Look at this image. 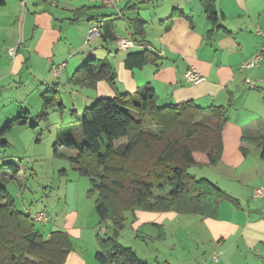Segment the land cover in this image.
<instances>
[{
    "label": "crops",
    "instance_id": "crops-1",
    "mask_svg": "<svg viewBox=\"0 0 264 264\" xmlns=\"http://www.w3.org/2000/svg\"><path fill=\"white\" fill-rule=\"evenodd\" d=\"M207 5L216 11L214 19L208 18ZM97 24L105 28L100 25L99 35L88 39L90 29ZM112 35V39L108 38ZM121 38L130 40L133 45L118 49L117 40ZM262 47L264 0H118L113 5H106L103 0H56L55 5L26 0L24 6L21 0H0V89L22 83L24 76L46 89L51 83L58 89L66 88L71 105L69 114L76 125L65 128L71 129L73 139L82 138L83 113L95 100L114 98L117 93L134 94L145 85L155 92L157 106L192 102L201 109L224 110L222 153L217 165L249 168L252 177L245 180L248 184L242 192L227 193L230 200L225 201L231 205L221 202L216 218L179 215L174 211L137 210L131 214L132 230L141 233V236L136 235L139 241L134 244L148 240L155 241L153 244L159 247L153 255L154 264H264V196L254 197L255 190L264 187V58L252 69H240V65ZM11 49H14L13 54ZM133 54L145 56L141 68L126 66L128 56ZM91 58L109 62L115 77L112 85L107 80H100L91 87L71 83L80 67ZM54 67L60 68L58 75L53 73ZM189 67L201 74L203 79L199 83L184 79ZM246 79L254 83L253 88L245 84ZM3 108L4 105L0 108V124L6 125L12 120L15 109L5 116ZM64 110L65 107L59 113L63 114ZM24 111L20 105L15 115ZM27 111L29 118L30 111ZM37 125L35 123L34 128ZM65 128L60 129L59 135ZM25 132H18L17 137L21 138ZM9 133L11 130L6 135ZM3 137L0 138L5 141L2 144L5 150L9 143L5 135ZM55 155L69 157L73 154L57 151ZM15 166L17 174L10 168L0 174V185L7 179L17 183L25 181L26 171ZM20 171L22 177L18 175ZM71 188L72 184L65 195L72 193ZM48 189L45 184L42 200L49 198ZM85 189L88 197L87 187ZM248 198L251 201L245 212L237 201ZM23 211L32 214L25 206ZM94 214L95 217L88 214L87 231L91 233L88 242L77 233L83 225L77 227L80 215L76 209L61 221L57 217L55 224H48L46 218L42 223L47 221L45 224L51 227V231L44 234L46 238L54 231L70 233L69 236L75 238L72 242L70 237L73 249L65 264H97L94 255L98 250L96 236L100 234L93 237V228L101 224ZM175 221L179 224L173 223ZM171 224L192 226L191 236L198 242L196 248L192 245L195 254L191 255L177 242L178 233L168 230ZM147 226L151 229L140 230ZM138 227L139 231L134 230ZM106 232L108 234L109 230ZM168 237H173L175 243L169 253L166 250L163 253L159 243L166 242ZM129 248L136 252L132 246ZM171 251H179L181 256L171 260L168 258ZM210 251L215 254L204 259L205 253Z\"/></svg>",
    "mask_w": 264,
    "mask_h": 264
},
{
    "label": "trees",
    "instance_id": "trees-1",
    "mask_svg": "<svg viewBox=\"0 0 264 264\" xmlns=\"http://www.w3.org/2000/svg\"><path fill=\"white\" fill-rule=\"evenodd\" d=\"M206 12L209 19L215 18L212 6L207 5ZM108 38L112 39L113 35ZM144 64L143 54L129 55L126 61L129 68H141ZM114 79V70L106 59L91 58L70 81L73 85L91 87L100 80L112 85ZM155 98V92L148 85L138 88L134 94L117 93L114 98H98L83 113V141L71 138V129L65 128L54 143V154L59 147L69 150L73 155L63 157L71 169L89 179L88 194H95L94 211L99 224L111 223L106 238L96 236L97 264H147L132 248L123 247L119 242L128 212L174 211L179 215L216 218L220 203L230 200L213 182L191 179L186 173L188 166H212L220 161L222 126L226 121L224 110L201 109L192 102L157 106ZM41 99L37 120H46L50 110L57 108L61 112L64 108L57 92L43 93ZM27 113L25 110L7 122L5 134L13 127L25 125ZM196 114L211 115L214 127L201 125L203 131L196 134L195 124L187 126L183 143L170 141L169 134ZM155 127L159 129L157 132L152 130ZM3 167L17 174L12 163ZM35 224L30 214L16 208L13 196L0 185V264H65L73 249L69 236L66 232L54 231L46 238L36 230Z\"/></svg>",
    "mask_w": 264,
    "mask_h": 264
},
{
    "label": "rangeland",
    "instance_id": "rangeland-1",
    "mask_svg": "<svg viewBox=\"0 0 264 264\" xmlns=\"http://www.w3.org/2000/svg\"><path fill=\"white\" fill-rule=\"evenodd\" d=\"M21 80L22 83L20 84L15 83L0 89V108L2 105H4V108L2 109L3 115L15 109L13 112L14 114H12L13 119L16 117L15 112H18V106L20 105L24 108V110L27 109L30 111V117L27 119V123L21 127L17 126L12 128L11 133L8 135H6V132L3 131L5 125L0 124V137H3L5 134V138L9 143V146L4 150L5 146L1 144L3 139L0 138V174L8 171L6 167H2V164L12 163L14 165H19L23 172L26 171V179L25 181H19L18 183L15 180L7 179L5 182H2L1 185L5 186L9 193L13 196L15 199V206L20 212H24L23 206L28 208L32 212V215L36 214L35 211L42 212L45 218L48 219V224L54 222L57 217L58 221L65 219L68 212H70L72 209H76L80 215V220L77 221V227L80 228L83 225L82 229H78L77 233H81L83 241L88 242L91 240V233L87 231V227L90 226V220L88 216L89 212L91 213V217H95L94 210L91 211V209H93L95 194L88 195L87 197V193L85 191V187H87V191L90 190V181L84 176H77V174H75L76 172L71 169L68 161L63 157V155L56 156L54 154V143L56 138H58L57 136L60 133V129L65 128L67 125H76V122L71 120L69 114L71 105L69 104V99L67 98L68 92H66V88L58 89L53 83H51L47 89L45 86L41 87V85L36 83L29 76H24ZM54 92H58L59 99L62 101L65 107L64 113L60 114L59 110L55 108L54 110L49 111L46 120H38L39 122H37V115L42 108V99L40 95L42 93H48V95H52ZM2 101H4V103ZM20 101L22 102L21 104L17 103ZM35 123H38V125L33 129L32 125ZM194 124L196 125L194 128L196 134H199L203 131L201 125L213 128L214 120L209 114L193 115L189 121L179 125L176 132L169 134L170 141H177L180 144L183 143V132L185 127H193ZM144 129L147 128L144 127ZM152 130L157 132L159 129L155 127ZM20 131L26 132L21 135V138H18L17 133ZM64 132L65 131H62L61 134H64ZM63 138L65 139L66 137ZM74 139L78 142H82L81 137ZM155 143L156 142H154V145ZM57 151L60 154L65 155L67 153H71L64 147H59ZM63 170H66L65 174L62 172ZM23 172L20 171L18 174L19 177L23 176ZM186 173L191 179H207L228 194H232L231 190L233 192H242L244 187L248 184V182H245V180L248 179V176L252 177L249 168H242V166L227 167L224 164H216L212 166H188L186 167ZM52 177L54 178L52 179ZM45 184L49 188V198L45 197L47 199L42 200L40 197L42 195V188L45 186ZM70 184H72L71 189H73V191L72 193L69 192L67 195H65L66 189H69ZM154 193L159 194L158 191H154ZM31 195L34 196L33 199L31 198ZM250 201L251 198L238 199L237 202L240 203L242 211L247 212V204ZM47 203L49 205H47ZM222 203H225L223 205H231V203L228 201H224ZM126 218L125 227L121 231L119 237L120 244L123 247L132 246L135 248L140 258H144L150 261V264H154L153 255L156 249L159 248L157 245L153 244L156 242L154 241L151 243L150 241L146 240L144 243L134 244V242L139 241L136 235L141 236V233H136L132 230L134 218L131 213H126ZM88 221L89 225H87ZM45 223L35 224L36 230L43 235L47 231H51V227ZM173 223L179 224V221H175ZM101 225L95 229L93 228V237L97 234H100L102 238H106V235H109L111 223L107 221ZM143 229L146 231L151 229V227L147 226L140 230L143 231ZM191 229L192 226L189 224L187 228L182 226L177 227L174 224H171L169 225L168 230L171 232L176 231L178 233L176 239L177 242H179L180 245H184L186 250L190 251L192 255L195 254V250L192 245H194L196 248V244H198V242L193 236H191ZM108 230L109 232L107 234L106 231ZM134 230L139 231V227ZM66 234L69 236L70 233ZM70 237L72 236L70 235L69 238ZM72 238V242H74L75 238ZM206 238L207 237H204V241H206ZM174 243L175 239L173 237H168L166 242H160L159 245L161 252L165 253L166 250V253H169L170 247ZM171 253L172 255L168 257L171 258V260H174L175 257L179 258L181 256L179 251H171ZM214 254L215 252L213 251L205 253L204 259L212 258ZM185 257H189V255H185ZM160 262L162 261L160 260Z\"/></svg>",
    "mask_w": 264,
    "mask_h": 264
},
{
    "label": "built area",
    "instance_id": "built-area-1",
    "mask_svg": "<svg viewBox=\"0 0 264 264\" xmlns=\"http://www.w3.org/2000/svg\"><path fill=\"white\" fill-rule=\"evenodd\" d=\"M35 1H40V2H47L50 5H55L56 0H35ZM118 0H103L104 4L106 5H113L114 3H116ZM26 0H21V5L24 6L25 5ZM101 24H97L95 26H93L90 31H89V35H88V39L93 38L95 36L99 35V31H98V27ZM133 44L130 40L128 39H118L117 40V46L118 49H127L129 47H131ZM10 53L13 54L14 53V49L10 50ZM264 58V47H262V49L257 52L251 59L245 61L244 63H242L240 65V69L241 70H248V69H252L253 67L257 66L258 63ZM53 73L55 75L59 74L60 68L59 67H54L53 68ZM184 79L192 84H196L199 83L203 78L201 76V74L199 73V71L194 68V67H189L187 69V71L184 73ZM245 84L251 88L254 87V83L251 82L250 80L246 79L245 80ZM264 196V187H260L258 189L255 190L254 192V197L258 198ZM33 220L35 222H39V223H43L45 221V217L42 213H37L36 215L33 216Z\"/></svg>",
    "mask_w": 264,
    "mask_h": 264
},
{
    "label": "bare ground",
    "instance_id": "bare-ground-1",
    "mask_svg": "<svg viewBox=\"0 0 264 264\" xmlns=\"http://www.w3.org/2000/svg\"><path fill=\"white\" fill-rule=\"evenodd\" d=\"M38 213H42V212H38ZM36 214H37V213H36ZM36 214H35V215H36ZM42 214H43V213H42ZM30 215H31L32 218H33L34 215H32V214H30ZM44 217H45V216H44ZM34 222H35V221H34ZM35 223H39V222H35ZM39 224H42V223H39Z\"/></svg>",
    "mask_w": 264,
    "mask_h": 264
}]
</instances>
